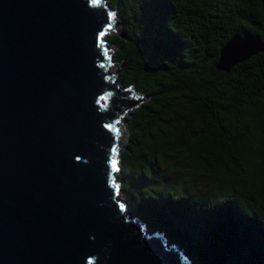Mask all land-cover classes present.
Instances as JSON below:
<instances>
[{"label": "water", "instance_id": "water-1", "mask_svg": "<svg viewBox=\"0 0 264 264\" xmlns=\"http://www.w3.org/2000/svg\"><path fill=\"white\" fill-rule=\"evenodd\" d=\"M115 14L105 0H0V264H194L113 186L119 122L143 101L109 70ZM262 51L235 34L216 67Z\"/></svg>", "mask_w": 264, "mask_h": 264}, {"label": "trees", "instance_id": "trees-1", "mask_svg": "<svg viewBox=\"0 0 264 264\" xmlns=\"http://www.w3.org/2000/svg\"><path fill=\"white\" fill-rule=\"evenodd\" d=\"M105 1L107 53L143 99L115 156L124 204L194 264H264V51L216 67L235 34L264 41L261 0Z\"/></svg>", "mask_w": 264, "mask_h": 264}, {"label": "rangeland", "instance_id": "rangeland-1", "mask_svg": "<svg viewBox=\"0 0 264 264\" xmlns=\"http://www.w3.org/2000/svg\"><path fill=\"white\" fill-rule=\"evenodd\" d=\"M109 47V45H108ZM112 73H116L117 72V66H116V62L114 63V61L112 62V65L110 66V69H109ZM118 130H119V135L121 136V144H122V148L125 147L126 145V141H127V137H128V129H127V126H126V121L124 120V118L119 122V125H118ZM119 155V154H118ZM169 161L166 162V164L164 165L163 169L165 170V173L166 175L168 176V178H175L176 177V171H167L166 169L169 168L170 164L168 163ZM118 163V162H117ZM117 170H115L116 172V176H117V171L119 170L120 168V165L119 163L117 164ZM169 179V180H170ZM117 182L119 184L122 183L121 180H119L118 176H117ZM182 184V181L181 183ZM190 190L196 194H202V193H205L206 191H208V189L211 187V185L208 184V181L207 179H201V178H193V176L191 175V180L188 184V187H190ZM122 188H121V191H120V197L122 198V201L125 200V198L123 197V194H122ZM126 201V200H125ZM127 212H129L127 209H126ZM164 236H166V233L162 232ZM167 237V236H166ZM178 243V242H177ZM169 244V243H168ZM176 244V243H175ZM172 245V244H171Z\"/></svg>", "mask_w": 264, "mask_h": 264}, {"label": "snow or ice", "instance_id": "snow-or-ice-1", "mask_svg": "<svg viewBox=\"0 0 264 264\" xmlns=\"http://www.w3.org/2000/svg\"><path fill=\"white\" fill-rule=\"evenodd\" d=\"M94 2H95V0H94ZM119 130L117 129V132H118ZM116 152V149H113V153H115ZM111 167H112V169H113V171H115V170H117V160H116V158H115V156H113V158H112V161H111ZM113 186L117 189V191H118V188H119V186L118 185H115V183L113 182ZM124 206L123 205H121V208H123Z\"/></svg>", "mask_w": 264, "mask_h": 264}, {"label": "clouds", "instance_id": "clouds-1", "mask_svg": "<svg viewBox=\"0 0 264 264\" xmlns=\"http://www.w3.org/2000/svg\"><path fill=\"white\" fill-rule=\"evenodd\" d=\"M118 190H119V191H118V195H120V191H121V184H120V187H119V189H118ZM121 202L123 203V205H125V204H124V202H125V201H121ZM125 206L127 207V205H125Z\"/></svg>", "mask_w": 264, "mask_h": 264}]
</instances>
